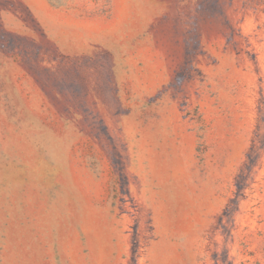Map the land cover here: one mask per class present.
<instances>
[{
  "label": "rangeland",
  "instance_id": "374dc122",
  "mask_svg": "<svg viewBox=\"0 0 264 264\" xmlns=\"http://www.w3.org/2000/svg\"><path fill=\"white\" fill-rule=\"evenodd\" d=\"M0 264H264V0H0Z\"/></svg>",
  "mask_w": 264,
  "mask_h": 264
}]
</instances>
